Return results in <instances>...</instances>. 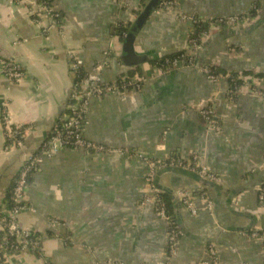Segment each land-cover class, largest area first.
Listing matches in <instances>:
<instances>
[{
  "label": "crops",
  "instance_id": "obj_1",
  "mask_svg": "<svg viewBox=\"0 0 264 264\" xmlns=\"http://www.w3.org/2000/svg\"><path fill=\"white\" fill-rule=\"evenodd\" d=\"M151 1L53 0L61 16L54 23L41 11V0H0V56L17 59L25 71L16 85L0 79V206L7 202L25 157L41 150L68 113L60 110L75 81L70 52L83 73L107 62L101 71L104 83L123 76L143 80L140 91L129 89L124 98L91 99L82 133L105 151L64 148L44 159L20 216L21 224L41 238L42 253L20 251L14 264L165 261L169 226L143 200L151 193L147 162L171 156L185 163L198 156L220 177L219 185L205 188L214 203L211 213L196 196L203 184L195 174L173 168L157 175L155 185L164 191L168 212L182 231L171 264H202L209 245L216 246L223 264H264L262 244L245 236L264 228L257 189L264 184V97L233 95L226 78L215 84L192 68L163 72L152 64L188 48L196 18L206 23L244 15L257 4L262 22L243 27L244 32L208 27L198 60L250 77L253 86L263 89L264 0H175L172 10L158 6L134 43L135 52L148 60L128 67L121 60L120 28L132 27ZM201 105L214 110L220 130L207 126ZM5 110L11 123L26 132L21 150L5 149ZM166 189L193 195L198 214L184 208L178 212ZM51 220L61 227L52 228Z\"/></svg>",
  "mask_w": 264,
  "mask_h": 264
},
{
  "label": "built area",
  "instance_id": "obj_2",
  "mask_svg": "<svg viewBox=\"0 0 264 264\" xmlns=\"http://www.w3.org/2000/svg\"><path fill=\"white\" fill-rule=\"evenodd\" d=\"M175 4V0H163L159 8L161 10H172ZM41 11L48 15L54 23L59 22L61 16L51 4L42 2ZM252 11H259L257 4L253 5ZM249 13L215 18L209 21L210 27L225 29L250 27L252 25L249 20ZM182 18L185 17L182 16ZM193 23L196 25L198 20H193ZM124 35L126 36V34ZM203 36L204 34L196 35L193 32L188 42V48L172 60L166 59L164 63H157V68L163 72L181 67L192 68L198 70L215 84L225 78L228 81L231 80L234 85L237 81H242V86L239 89L237 87L234 90L231 89V94L237 96L241 92H246L264 97V88L257 89L253 86L250 82V77L238 75L237 78H233L231 73H227L226 75L217 74L208 64H201L198 60V51L202 46ZM110 53L112 52L109 51L106 55L108 56ZM70 58V68L74 73L75 81L72 84V91L66 107L68 113L55 124L52 135L43 143L41 150L25 157L24 164L11 186L8 201L0 206V264H14L13 257L20 251H29L32 253L41 252V238L33 233L31 229L21 224L20 216L26 209L25 195L30 184V178L40 170L44 159L54 157L64 148L94 152L105 151L104 146L87 141L82 133L85 121L89 115L91 99L108 95L124 98L129 88L138 91L142 88V79L130 78L128 76H123L115 83H104L101 71L107 62L96 65L89 73H83L81 72V64L74 52H70ZM24 75V67L17 59L0 56V79L4 78L8 84L16 85L23 80ZM4 106L6 107L7 103H4ZM198 110L209 128L221 129L220 123L211 107L201 105L198 106ZM3 117V125L7 139L6 151L23 149L26 138L25 130L11 123L7 110H5ZM147 167L146 182L151 188V193L145 197L143 202L144 204L154 206L158 216L167 222L169 226L167 258L165 261L156 264H171L172 258L178 253V244L182 236V231L179 225L173 221V216L168 212L163 198L164 191L155 185V179L158 173L168 168H181L195 174L203 184L201 190H199L201 195L198 198L203 203L204 209L211 213L214 212V203L211 195L205 188L207 183L219 185L220 177L208 166L203 164L198 156H193L192 161L189 163H185L177 156H171L164 160H152L147 162ZM257 189L259 204L264 208V184L260 185ZM177 195L186 211L192 215L198 214L199 209L193 195L187 192H181ZM61 225L59 221L51 220L52 228H58ZM245 236L262 244L264 258V228H253ZM108 264L121 263L110 261ZM202 264H223L216 246L209 245L206 259Z\"/></svg>",
  "mask_w": 264,
  "mask_h": 264
},
{
  "label": "water",
  "instance_id": "obj_3",
  "mask_svg": "<svg viewBox=\"0 0 264 264\" xmlns=\"http://www.w3.org/2000/svg\"><path fill=\"white\" fill-rule=\"evenodd\" d=\"M162 1L163 0H152L148 6L149 10L147 9L145 13L141 14L137 18V20L135 21L133 26L132 27L130 26L129 31L127 32L126 36L123 39V52L121 55V60L126 66L138 67L139 65L147 62V60H148L147 56L139 55L135 52L134 43H135V39H136V35H137L138 30L145 24V22L147 21L148 16L151 13V11L156 9ZM245 30H247V29L243 28V27H235V28H228L227 29V31L232 33V34L244 32ZM71 91H72V89H70L69 92H67V101L62 106L60 113H62L66 109V105L69 102ZM170 172H173V168L165 169V170L159 172L158 175L161 176L164 174H168ZM166 191L172 197L173 202L178 209V212H181L183 210V206H182L181 202L179 201L178 195L171 189H166Z\"/></svg>",
  "mask_w": 264,
  "mask_h": 264
},
{
  "label": "trees",
  "instance_id": "obj_4",
  "mask_svg": "<svg viewBox=\"0 0 264 264\" xmlns=\"http://www.w3.org/2000/svg\"><path fill=\"white\" fill-rule=\"evenodd\" d=\"M42 2H46L48 4H52L53 0H41V3ZM196 20H198V18H196ZM249 20H250V24L252 26L258 25L260 22H262L260 10L258 12L251 11L249 13ZM208 27H210V22H206L205 23V22H202V21L198 20V23L195 25L194 32L196 33V35L204 34ZM129 29H130V26L129 25H127L125 27H121L120 28V32H119L120 37L121 38H124L125 37L124 34H127V32L129 31ZM182 52H184V51H182ZM179 54H181V53H179ZM179 54L170 55V56H167V58L160 57L158 61H153L152 64L153 65L154 64L157 65V63H164L166 59L172 60V59L176 58ZM207 64L209 66H211V68L214 70L215 73H217V74L220 73V74H223V75H226L227 74L225 71L221 70L217 66L218 65L217 63H207ZM135 71H137V69H133V73ZM231 75H232L233 78H237L238 77V74H235V73H231ZM229 83H230L231 89H233V90L236 87H237V89H239L242 86V81H237V83L234 85V83L231 80H229ZM129 89H131V88H129ZM31 180H32V177L30 178V182H31ZM206 185H214V184L207 183ZM200 195H201V192H197L196 196L198 197ZM8 197H9V194H8ZM163 198H164L165 203L167 204L166 199H165L164 196H163ZM7 201H8V199H7ZM173 221L176 224H178L177 221H176V219L173 218Z\"/></svg>",
  "mask_w": 264,
  "mask_h": 264
},
{
  "label": "rangeland",
  "instance_id": "obj_5",
  "mask_svg": "<svg viewBox=\"0 0 264 264\" xmlns=\"http://www.w3.org/2000/svg\"><path fill=\"white\" fill-rule=\"evenodd\" d=\"M41 253H42V252L38 251V254H40V255H41Z\"/></svg>",
  "mask_w": 264,
  "mask_h": 264
}]
</instances>
